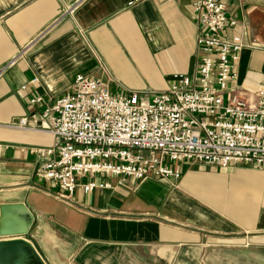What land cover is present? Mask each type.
Wrapping results in <instances>:
<instances>
[{"label": "crops", "instance_id": "crops-1", "mask_svg": "<svg viewBox=\"0 0 264 264\" xmlns=\"http://www.w3.org/2000/svg\"><path fill=\"white\" fill-rule=\"evenodd\" d=\"M193 1L0 0V203L26 205L33 221L23 237L46 264H264V171L249 164L184 161L176 181L145 182L165 188L161 201L127 177H97L111 186L77 187L65 200L38 176L55 158L41 151L59 142L41 111L70 93L78 74L118 96L161 93L174 74L196 73ZM224 1L236 21L224 36L244 44L235 89H256L264 0Z\"/></svg>", "mask_w": 264, "mask_h": 264}, {"label": "built area", "instance_id": "built-area-1", "mask_svg": "<svg viewBox=\"0 0 264 264\" xmlns=\"http://www.w3.org/2000/svg\"><path fill=\"white\" fill-rule=\"evenodd\" d=\"M193 11L200 26L194 75L174 74L161 93L116 96L99 79L78 74L70 93L43 107L44 128L59 142L41 151L55 158L38 176L53 182L62 199L77 187L89 193L111 186L97 177L176 181L184 161L264 171V81L235 89L244 44L239 35L224 36L236 25L224 0H194ZM26 123L22 118L18 127Z\"/></svg>", "mask_w": 264, "mask_h": 264}, {"label": "water", "instance_id": "water-1", "mask_svg": "<svg viewBox=\"0 0 264 264\" xmlns=\"http://www.w3.org/2000/svg\"><path fill=\"white\" fill-rule=\"evenodd\" d=\"M32 221L33 215L24 203H0V264H46L23 237Z\"/></svg>", "mask_w": 264, "mask_h": 264}, {"label": "rangeland", "instance_id": "rangeland-1", "mask_svg": "<svg viewBox=\"0 0 264 264\" xmlns=\"http://www.w3.org/2000/svg\"><path fill=\"white\" fill-rule=\"evenodd\" d=\"M192 162V161H191ZM198 164H203V163H199V162H195L194 164H193V166H195V165H198ZM243 164L244 163H238V164H236V166H243ZM207 165V164H206ZM235 166V167H236ZM249 166V165H248ZM251 167H254L253 165H251ZM232 168V167H231ZM234 168V167H233ZM256 168V167H255ZM223 170H231L230 168H227V169H225V168H223ZM147 179H149L148 177L146 178V179H144V180H139V181H136L135 182V184H133V186H135V185H138V186H140V187H142L144 190H147L148 192H147V194H149V195H151V196H154V197H156L157 198V200L158 201H161L162 199H163V194H162V192L164 191V187L163 186H160V185H151V187H147V186H145L144 184H145V182H147L148 180ZM132 186V185H131ZM58 191V190H57ZM56 191V192H57ZM160 196L162 197V198H160Z\"/></svg>", "mask_w": 264, "mask_h": 264}]
</instances>
